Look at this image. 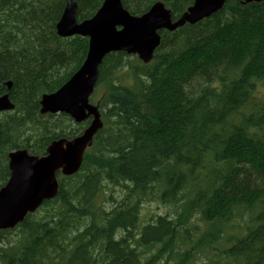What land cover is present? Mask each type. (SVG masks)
Segmentation results:
<instances>
[{
	"label": "trees",
	"instance_id": "16d2710c",
	"mask_svg": "<svg viewBox=\"0 0 264 264\" xmlns=\"http://www.w3.org/2000/svg\"><path fill=\"white\" fill-rule=\"evenodd\" d=\"M75 1L79 22L104 2ZM158 1L174 20L194 2L122 3L141 16ZM66 2L0 0V88L15 104L0 113V188L11 151L43 156L90 123L40 112L88 52V37L57 33ZM159 33L149 63L105 57L91 96L104 127L55 198L0 230V264H264V0ZM153 200L170 211L144 219Z\"/></svg>",
	"mask_w": 264,
	"mask_h": 264
},
{
	"label": "water",
	"instance_id": "95a60500",
	"mask_svg": "<svg viewBox=\"0 0 264 264\" xmlns=\"http://www.w3.org/2000/svg\"><path fill=\"white\" fill-rule=\"evenodd\" d=\"M66 1L56 24L57 33L62 37H88V52L82 66L64 85L55 92L43 94L40 112L65 113L77 123L88 119L90 123L72 139L52 141L43 156L31 154L27 149L9 153L10 177L0 188V230L14 229L29 213L55 198L61 188L60 173L70 176L80 170L86 150L92 147L97 133L104 127L99 104L91 103L90 98L105 57L112 52H125L149 63L161 43L160 30L174 31L185 24H196L222 9L228 0H194L177 20L162 1L137 16L124 8L122 0H104L92 18L82 22L77 20L76 1ZM261 1L244 0L245 3ZM6 85L11 89L12 82ZM14 109L9 93L1 95L0 112Z\"/></svg>",
	"mask_w": 264,
	"mask_h": 264
},
{
	"label": "rangeland",
	"instance_id": "374dc122",
	"mask_svg": "<svg viewBox=\"0 0 264 264\" xmlns=\"http://www.w3.org/2000/svg\"><path fill=\"white\" fill-rule=\"evenodd\" d=\"M131 59L133 58V56H137V55H131ZM95 100V99H93ZM0 118H3V114L0 115ZM78 126H73V128H77ZM109 205V204H108ZM168 211H170L169 207L163 205L162 203H159L158 201H148L143 203V214H144V219L149 220L151 217L155 216L156 214L159 213H167ZM3 245L0 242V246Z\"/></svg>",
	"mask_w": 264,
	"mask_h": 264
},
{
	"label": "flooded vegetation",
	"instance_id": "af4514ba",
	"mask_svg": "<svg viewBox=\"0 0 264 264\" xmlns=\"http://www.w3.org/2000/svg\"><path fill=\"white\" fill-rule=\"evenodd\" d=\"M0 89H1V88H0ZM2 91H3V90L1 89V90H0V96L4 94Z\"/></svg>",
	"mask_w": 264,
	"mask_h": 264
},
{
	"label": "bare ground",
	"instance_id": "6f19581e",
	"mask_svg": "<svg viewBox=\"0 0 264 264\" xmlns=\"http://www.w3.org/2000/svg\"><path fill=\"white\" fill-rule=\"evenodd\" d=\"M164 3V2H163ZM165 4V3H164ZM166 5V4H165Z\"/></svg>",
	"mask_w": 264,
	"mask_h": 264
}]
</instances>
